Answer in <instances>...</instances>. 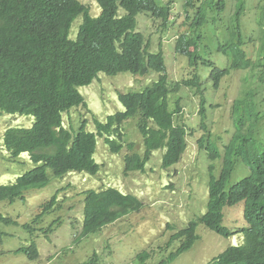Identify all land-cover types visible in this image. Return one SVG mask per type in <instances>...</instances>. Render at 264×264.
<instances>
[{
    "label": "trees",
    "instance_id": "obj_1",
    "mask_svg": "<svg viewBox=\"0 0 264 264\" xmlns=\"http://www.w3.org/2000/svg\"><path fill=\"white\" fill-rule=\"evenodd\" d=\"M173 1L94 0L100 13L93 18L90 8L78 0H0V115L11 113L34 118L30 128H7L3 145L12 157L20 152L28 153L36 165L12 183L0 185V202H11L28 189L43 188L51 177L56 179L75 172L96 175L100 166L94 155L99 140L111 154L123 147L130 151L124 157V173L130 171L129 167L143 171L151 153L157 150L163 151L162 169L177 164L187 146V125L180 118L175 122L181 108L174 101L175 107L170 110L168 97L182 88L194 90L199 96L198 115L204 131L195 145L207 151L211 162L206 210L199 219L171 235L165 249L179 239L183 242L158 264L171 263L190 249L198 240L195 233L198 225L221 237L239 234L243 237L241 244L226 248L210 264H264V0H257L255 5L258 18L254 15V23L261 42L257 61H252L243 48L248 44L242 28L246 0H234V12L227 18L224 40L215 46L200 30L207 23V11L212 12L214 19L215 15L224 13L225 1L203 0L194 9L193 0H185L182 25L186 30L177 36L174 52L185 58L192 76L171 84L162 52H150L148 42L137 31V16L145 13L148 19L160 21L159 27L166 29ZM119 9L124 15H118ZM189 9L195 11L190 15ZM78 17L81 22L71 39L73 22ZM214 48L227 59L224 68L216 67L208 57ZM201 66L211 67L207 79L214 90L232 72L252 70L251 82L232 101L233 130L227 144L222 146V153L218 138L210 134L205 124L207 110ZM150 72L158 74L157 80L141 92L117 93L122 110L106 116L103 122L93 118V127L86 128L85 120L76 129L64 124L63 113L81 104L77 88L89 85L99 73L144 76ZM128 119L138 120L142 153L135 148L137 143H126L123 139V122ZM216 159L222 160L217 178L212 173V162ZM238 162L249 173L229 186ZM82 195L84 217L75 244L140 207L134 198L113 188L100 192L88 190ZM239 203H243L245 225L237 230L228 229L223 226V210ZM56 204L54 199L44 211H54ZM0 221H4L2 216ZM29 234L33 236V231ZM1 235L0 232V239ZM18 252L30 261L39 256L33 239ZM137 257L143 263L148 253L145 251Z\"/></svg>",
    "mask_w": 264,
    "mask_h": 264
},
{
    "label": "rangeland",
    "instance_id": "obj_2",
    "mask_svg": "<svg viewBox=\"0 0 264 264\" xmlns=\"http://www.w3.org/2000/svg\"><path fill=\"white\" fill-rule=\"evenodd\" d=\"M79 1L90 8L92 16L100 13L94 0ZM159 1L164 3L168 0ZM202 1L193 0L194 9ZM224 1V13L215 15L213 19L212 12L208 10L207 23L200 30L201 33H206L214 46L217 42H223L228 28L227 18L234 12V0ZM184 2L185 0L173 1L170 23L166 29L159 27L160 21L153 22L148 19L145 13L137 16V31L143 35L145 42H148L150 52H162L171 84L192 76L185 58L179 57L174 52L177 36L186 30L185 25H182L185 21ZM256 3L257 0H246V9L242 15L244 40L248 43L243 48L252 61H257L258 50L261 46L260 34L254 23V15L258 18L255 14L258 13V9H255ZM193 11L195 10L189 9V14L191 15ZM124 13L122 9H119V16ZM80 22L81 18L78 17L73 24L72 37ZM208 57L220 69L228 64L227 59L215 48L208 54ZM209 71H211L210 66H201L200 76L202 82H205L203 96L207 110L205 124L210 134L218 138L217 144L222 153V146L227 144L233 130L230 120L232 101L238 98L242 90L251 82L250 71L252 70L242 69L232 72L229 77L221 80L218 90H214L206 79ZM157 78L158 74L155 72H150L145 76L131 73L107 76L99 73L98 78L91 85L79 88L80 94L88 105L87 110L92 111L87 114L83 108H73L74 110H70L65 116L64 121L70 119L71 125L76 129L80 121L86 119L87 127L92 128L91 113L105 120L106 116L122 110L116 98L117 92L141 91L155 82ZM177 98H180L181 114L175 117L176 121L180 118L187 125V146L177 164L168 169H162L163 152L158 150L153 152L146 164L145 173L131 171L128 176L122 177L123 161H117L118 154L107 152L106 145L99 140L94 158L102 167L95 177L87 176L83 172L84 174H68L62 179L51 178L46 187L26 191L23 195L24 199H17L13 203L0 202V214L17 222L16 225H0L4 233L0 244V264H158L175 252L180 246L179 241L173 243L168 249H164L171 235L186 228L191 221L199 219L206 210L208 166L211 163L208 160L207 151L198 149L195 145V141L203 133L199 127V96L194 94V90L185 88L177 93H170L169 109L174 107L173 103ZM210 105L213 107L211 108ZM28 119L32 123L33 119L30 117L6 114L0 116V185L12 183L16 177L34 166L24 154L15 160L9 159L2 146L4 130L8 127H28L30 124ZM135 129L136 120L124 124L127 137L130 133H135ZM140 140L136 145L138 151ZM124 150L127 153L126 149ZM212 164L214 166L212 173L217 178L222 160L216 159ZM248 173V168L238 162L229 180V186L240 181ZM120 182L122 186L126 183V186L123 191H119L137 197L139 209L75 244V239L80 235L78 232L81 229L82 220V202L77 194L86 189H103L107 185L120 188ZM128 184L134 186L135 189ZM61 187L66 188L59 194L64 210L63 206L61 208L57 206L54 211L45 214L37 226V232L31 238L24 231L23 225L28 223L40 211V206ZM242 208L243 203L226 207L223 210V226L231 230L244 227ZM168 226L173 230L168 229ZM50 227L52 232L47 233L45 237L46 233L43 232ZM196 234L198 240L192 247L168 264H210L226 248L243 242L240 234L221 237L202 225L197 226ZM32 239L39 254L38 259L34 261H30L24 253L16 252L18 248L29 246ZM145 251L149 252L150 256L141 263L137 256Z\"/></svg>",
    "mask_w": 264,
    "mask_h": 264
},
{
    "label": "clouds",
    "instance_id": "obj_3",
    "mask_svg": "<svg viewBox=\"0 0 264 264\" xmlns=\"http://www.w3.org/2000/svg\"><path fill=\"white\" fill-rule=\"evenodd\" d=\"M79 1V0H78ZM80 2V1H79ZM81 3V2H80ZM91 15V14H90ZM91 17H93V18H95L96 16H92L91 15ZM75 20H76V18H75ZM75 20H74V22H75ZM74 22H73V24H74ZM78 26H79V24H78ZM77 26V27H78ZM73 28H74V26H72V29H71V32H72V30H73ZM76 30H77V28H76ZM76 30H75V33H76ZM75 33H74V36L72 37V33H71V36H70V38L71 39H74V37H75ZM119 74V73H118ZM145 76V75H144ZM98 78V75L91 81V83L89 84V85H91L92 83H93V81L95 80V79H97ZM206 79H207V77H206ZM209 82H210V80L209 79H207ZM153 83V82H152ZM211 83V82H210ZM203 84H205V82L203 83ZM89 85H85V86H81V87H87V86H89ZM149 86V85H148ZM81 87H78L77 88V91H78V93H79V95H80V97H81V104L80 105H78V106H72V107H69V110L67 111V112H65V113H63V115H62V117H63V119L65 118V116L68 114V112L70 111V110H74L73 108H83L86 112H87V114H89L92 110L90 109V110H87V108H88V105L85 103V99L83 98V96L80 94V92H79V88H81ZM147 87V86H146ZM144 89V88H143ZM142 89V90H143ZM141 90V91H142ZM189 90V89H188ZM141 91H137V92H141ZM193 91V90H192ZM117 93H120V94H126V93H122V92H117ZM128 93V92H127ZM116 98H117V96H116ZM175 101H177V103H179L180 102V98H177ZM119 102V101H118ZM120 103V102H119ZM121 105V104H120ZM168 105H169V102H168ZM174 105V104H173ZM178 105V104H177ZM179 106V105H178ZM122 107V106H121ZM175 107V106H174ZM173 107V108H174ZM172 108V109H173ZM171 110V109H170ZM117 112V111H116ZM207 112V111H206ZM3 114H6V115H13V116H22V117H30V118H32L33 119V121H32V123L30 122V120H29V122H30V124H29V126L28 127H21V126H16V127H8V128H30L32 125H33V123H34V118L33 117H31V116H26V115H20V114H11V113H2L0 116H2ZM92 114V119L93 118H95V119H97L99 122H103L104 120L103 119H99V118H97V117H95V115L93 114V113H91ZM176 117V116H175ZM174 117V118H175ZM16 121H17V119L16 118H14ZM86 119H83L82 121H80V123H79V125H81V123L83 122V121H85ZM134 120H136V125H137V119H128V120H126V121H124L123 122V128H122V130H123V139L125 140V142L127 143V142H133V143H137V141L138 140H140V138H139V136H138V132H137V127H136V129H135V133H130V136L129 137H127V135L125 134V132H124V124H126L127 122H129V123H131V121H134ZM87 122V121H86ZM175 122H176V118H175ZM67 123H69V124H71V120L70 119H67L66 121H64V124H67ZM79 125H78V127H79ZM87 125H88V122H87ZM87 125H86V128H87ZM201 123H200V129H201ZM92 127H93V121H92V125H91ZM7 129V128H6ZM5 129V130H6ZM4 130V131H5ZM202 130V129H201ZM4 133V132H3ZM203 133H204V131H203ZM203 133H202V135H203ZM129 135V134H128ZM201 137V136H200ZM197 141V140H196ZM196 141H195V143H196ZM142 139L140 140V153H142ZM2 146H3V148H4V150H5V152L7 153V155H8V157H9V159H11V160H15V159H17L20 155H22V154H24V155H26L27 157H28V159H29V161L34 165L33 166V168L36 166L31 160H30V157H29V155H28V153H26V152H20V153H18V154H16V156L15 157H12L7 151H6V149H5V147H4V145H3V135H2ZM97 147V146H96ZM136 148V147H135ZM124 149H126V151H127V153L125 152V150ZM158 151V150H157ZM162 151V150H161ZM95 152H96V148H95ZM155 152V151H154ZM163 152V151H162ZM130 153V151H128L127 150V148H125V147H123L122 149H121V151H119L118 153H115V154H118V157L116 158V160L117 161H123V175H122V177H124V176H128V173L129 172H131V171H139V170H134L133 168H131V167H129V169H130V171H125V173H124V157L125 156H128V154ZM163 154V153H162ZM152 155H153V152L151 153V157H152ZM150 157V158H151ZM122 159V160H121ZM94 161H95V158H94ZM96 162V161H95ZM97 163V162H96ZM98 164V163H97ZM99 166H100V170H101V165L100 164H98ZM32 168V169H33ZM146 168V167H145ZM32 169H30V170H32ZM30 170H28V171H30ZM99 170V171H100ZM28 171H26V172H28ZM99 171H98V173L96 174V175H98L99 174ZM25 172V173H26ZM140 172H143V173H145V169L143 170V171H140ZM25 173H23V174H25ZM75 173H78V174H84L85 173V175H87V176H92V177H95V175H90V174H88V173H86V172H75ZM22 174V175H23ZM68 174H73V173H67V174H65L64 176H62V177H60V178H56V179H62V178H64L66 175H68ZM21 176V175H20ZM17 178V177H16ZM52 178V177H51ZM15 180V179H14ZM51 181V180H50ZM62 181V180H61ZM50 183V182H49ZM124 183V182H123ZM5 185V184H4ZM47 186V185H46ZM45 186V187H46ZM61 186H62V184H61ZM113 185H107V186H105V188H103V189H106V188H113V189H115V190H117V191H119V190H124L125 189V186H126V183H124L123 184V186H122V184H121V182H120V188H118V187H116V186H114V187H112ZM128 186H130V187H132L133 189H135V187L134 186H132V185H130V184H128ZM44 188V187H43ZM39 189H41V188H39ZM66 188H64V187H61V188H59L56 192H55V194L48 200V201H46V202H44L41 206H40V211L28 222V223H26V224H24L23 225V229H24V231L27 233V234H29V232H31V231H33V236H31L30 234V236H31V238H33L34 237V235H35V233L37 232V226L40 224V222H41V220H42V218L44 217V215L45 214H47V213H50V212H52V210H49L48 212H46V211H44L45 210V208L47 207V206H50V204L53 202V200L55 199V201L57 202V204L54 206V208H57V206H59L60 208L63 206V204L60 202V199H59V194H61V192L63 191V190H65ZM103 189H99V190H95V189H86V190H84V191H81L80 193H78L77 194V196H79L80 198H81V202H82V207H81V210H82V213H81V215H82V220H81V227H82V221H83V193L85 192V191H88V190H94V191H98V192H100V191H102ZM28 190H36V189H28ZM28 190H25L23 193H22V195H20V196H18V197H16L13 201H11V202H8V203H13L15 200H17V199H24V193L26 192V191H28ZM121 194H123V195H127V196H130V197H132V198H134L135 200H136V203H139V199L137 198V197H135V196H133V195H130V194H125V193H122L121 191H119ZM3 202H7V201H3ZM63 210H64V206H63V208H62ZM69 210V209H68ZM70 211V210H69ZM132 212H136V211H134V210H129L126 214H124V215H122V216H120L117 220H119V219H121L122 217H124V216H126V215H128L129 213H132ZM0 216H2L1 214H0ZM2 219H4V221H0V225H5V226H8V225H16L17 224V222L16 221H14V220H12L11 218H9V217H4V216H2ZM116 220V221H117ZM115 221V222H116ZM114 223V222H113ZM203 226V225H202ZM197 228V227H196ZM168 229H171V230H173L170 226H168ZM81 230V229H80ZM80 230H79V232L78 233H80ZM182 230V229H181ZM0 232H1V239H0V244H1V242H2V238H3V235H4V233L2 232V230H1V228H0ZM50 232H52V228L50 227V228H47L43 233L45 234V237H47V233H50ZM77 233V234H78ZM195 233H196V230H195ZM197 235V234H196ZM169 241V240H168ZM167 241V242H168ZM179 242H180V245H181V243L183 242V240L182 239H179L178 240ZM166 242V243H167ZM175 242H177V241H175ZM175 242H172L171 244H170V246L173 244V243H175ZM165 246H166V244H165ZM169 246V247H170ZM168 247V248H169ZM21 248H26V247H21ZM167 248V249H168ZM20 248H18L17 250H16V252H18V250H19ZM164 249H165V247H164ZM176 251V250H175ZM148 253V257L150 256V253L149 252H147ZM39 257V256H38ZM217 257V256H216ZM215 257V258H216ZM38 259V258H37Z\"/></svg>",
    "mask_w": 264,
    "mask_h": 264
}]
</instances>
